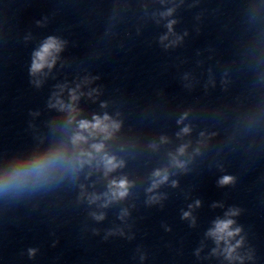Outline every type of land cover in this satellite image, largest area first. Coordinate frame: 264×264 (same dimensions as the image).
<instances>
[{
    "label": "clouds",
    "instance_id": "obj_1",
    "mask_svg": "<svg viewBox=\"0 0 264 264\" xmlns=\"http://www.w3.org/2000/svg\"><path fill=\"white\" fill-rule=\"evenodd\" d=\"M168 15L171 14V11L167 13ZM175 23V21L169 22L167 25L169 33L172 32V25ZM169 37L168 35H164L160 38V42L164 44L165 48L175 46L177 43H179L182 40V37H177L175 40L169 41V43L165 44V41H168ZM63 49V42L58 40L55 37H49L45 43L42 45L39 51L34 53L30 74L32 76H36L37 74L41 73L45 68L51 69L56 61V54H58ZM37 86H39V81L36 82ZM71 99L72 101H76L78 99V96L76 94V91L73 90L71 92ZM103 106V105H102ZM50 107H58L61 111H67L70 115V122L71 120L75 119V116L72 115L76 112V109L72 104L65 105L63 101L57 99L55 104H50ZM183 119V118H182ZM182 122V121H178ZM119 128V124L105 114L103 117L100 116H94L92 121L88 120H80L78 124V131L72 136L71 143L73 146L78 147L82 144H87L89 139H95L98 136H102L103 139L107 140L112 135V132L114 130H117ZM190 132V129L188 127H185L182 130L183 134H188ZM187 145H182L178 150L177 154L172 156V165L174 167L184 169L186 167V162L179 159V157L184 156ZM92 152H81L80 156H87L89 158V162L93 157V152L96 154H101L104 151V143H92L91 144ZM199 150L197 149V152ZM64 155V148L61 146L60 148H57L49 153H45L43 155L38 156L30 166H20L16 168L13 173L11 174V177L6 179L4 182V186L6 187L10 181L18 180L30 175H42L53 163H55L57 160L61 159ZM101 163L105 170V175H108V173L115 171L117 168L122 166V162L118 163L115 159V157H111L108 155H102L101 156ZM153 183L152 187L148 189L149 192H152L154 189L159 187V185L165 183L168 181V172L167 170L160 171L157 170L153 174ZM234 183V177L231 175H224L222 178L218 180V184L220 186H225ZM173 186H175V182H173ZM128 181L127 179H120V180H112L109 185V193L105 194L106 197V203L103 205L104 207H107V204L110 203L113 200L123 199L128 194ZM100 199L98 196H92L89 198V202H95L96 200ZM157 200V197H152L149 201L154 202ZM197 205H199V201H197ZM240 210L239 209H231L227 215L237 216L239 215ZM126 215V213H125ZM94 218L97 221L103 220L104 216L103 214L96 215L93 214ZM190 216L189 212L184 213V218H188ZM234 224L233 219H225V220H219L215 224V228L209 232V235L214 237L217 244H219L221 241H223L226 245H228L224 251L226 256L229 259L233 258V253L235 252V248L239 247L242 241H238L236 246H232L229 244V240L233 238L234 236L238 235L241 231L239 227L232 229V225Z\"/></svg>",
    "mask_w": 264,
    "mask_h": 264
}]
</instances>
